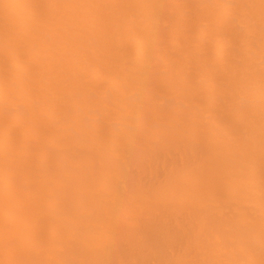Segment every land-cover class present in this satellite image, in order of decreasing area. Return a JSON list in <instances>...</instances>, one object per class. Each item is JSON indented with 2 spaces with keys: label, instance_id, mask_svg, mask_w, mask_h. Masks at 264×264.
Returning a JSON list of instances; mask_svg holds the SVG:
<instances>
[{
  "label": "bare ground",
  "instance_id": "obj_1",
  "mask_svg": "<svg viewBox=\"0 0 264 264\" xmlns=\"http://www.w3.org/2000/svg\"><path fill=\"white\" fill-rule=\"evenodd\" d=\"M0 264H264V0H0Z\"/></svg>",
  "mask_w": 264,
  "mask_h": 264
}]
</instances>
